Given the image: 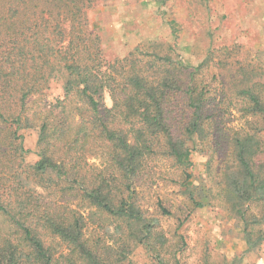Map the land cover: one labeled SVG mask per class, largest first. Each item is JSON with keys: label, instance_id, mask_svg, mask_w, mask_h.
Returning a JSON list of instances; mask_svg holds the SVG:
<instances>
[{"label": "trees", "instance_id": "trees-1", "mask_svg": "<svg viewBox=\"0 0 264 264\" xmlns=\"http://www.w3.org/2000/svg\"><path fill=\"white\" fill-rule=\"evenodd\" d=\"M98 3L0 0V264H123L139 246L167 264L179 249L162 218L181 226L206 207L228 210L259 250L264 66L224 74L229 51L192 64L158 41L110 58L89 17ZM194 152L207 159L197 177ZM168 178L176 206L150 194Z\"/></svg>", "mask_w": 264, "mask_h": 264}, {"label": "rangeland", "instance_id": "rangeland-1", "mask_svg": "<svg viewBox=\"0 0 264 264\" xmlns=\"http://www.w3.org/2000/svg\"><path fill=\"white\" fill-rule=\"evenodd\" d=\"M89 17L110 58H122L138 45L158 41L175 46L192 64L199 63L210 50H215L217 59L229 51L230 65L221 70L224 74L231 65L238 66L237 60L264 66V0H99ZM61 94V83H53L51 97ZM24 135L30 150L27 160L35 162L37 131L25 130ZM192 160L190 172L196 177L203 174L206 157L194 152ZM89 161L101 162L92 156ZM159 167L171 174L167 162H160ZM177 190L168 178L159 180L150 194L176 206L182 198ZM162 225L169 236H177L173 244L179 250L169 257L174 264H264V244L248 252L239 220L226 209H198L181 226L175 217L164 216ZM123 264L156 262L139 246Z\"/></svg>", "mask_w": 264, "mask_h": 264}]
</instances>
